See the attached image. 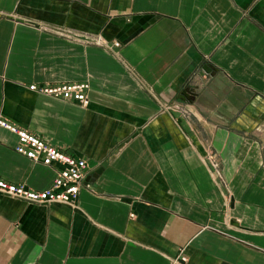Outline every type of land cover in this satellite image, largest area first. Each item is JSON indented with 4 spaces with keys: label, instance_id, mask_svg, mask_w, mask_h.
<instances>
[{
    "label": "crops",
    "instance_id": "1",
    "mask_svg": "<svg viewBox=\"0 0 264 264\" xmlns=\"http://www.w3.org/2000/svg\"><path fill=\"white\" fill-rule=\"evenodd\" d=\"M0 119L87 164L74 205L0 194V264H264V0H0Z\"/></svg>",
    "mask_w": 264,
    "mask_h": 264
},
{
    "label": "built area",
    "instance_id": "2",
    "mask_svg": "<svg viewBox=\"0 0 264 264\" xmlns=\"http://www.w3.org/2000/svg\"><path fill=\"white\" fill-rule=\"evenodd\" d=\"M115 47L118 44H114ZM29 89L40 95L55 99L88 105L87 84H58L53 86H35ZM0 128L16 137L14 152L34 164L51 168L59 166L55 178L49 188L36 192L24 185H14L0 180V194L18 199L29 204H66L74 205L82 186V179L87 169L84 160L74 158L69 154L51 146L31 133L0 119ZM184 262V259H181Z\"/></svg>",
    "mask_w": 264,
    "mask_h": 264
}]
</instances>
